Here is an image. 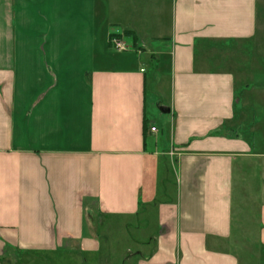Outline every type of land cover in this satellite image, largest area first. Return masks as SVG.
Instances as JSON below:
<instances>
[{"label": "crops", "instance_id": "obj_1", "mask_svg": "<svg viewBox=\"0 0 264 264\" xmlns=\"http://www.w3.org/2000/svg\"><path fill=\"white\" fill-rule=\"evenodd\" d=\"M115 220L124 264H264V0H0V264L95 263Z\"/></svg>", "mask_w": 264, "mask_h": 264}, {"label": "rangeland", "instance_id": "obj_2", "mask_svg": "<svg viewBox=\"0 0 264 264\" xmlns=\"http://www.w3.org/2000/svg\"><path fill=\"white\" fill-rule=\"evenodd\" d=\"M113 37H117V36L114 35ZM239 85H241V82ZM240 88L241 87L239 86V90ZM166 97H167V93L165 91L161 95L156 94L154 91L153 83H150V86L148 88V107H147L148 118L156 122L162 129H165L166 131H168V127H169L168 115L166 113H163V110H161L158 107L159 103L164 104L165 102H167ZM240 131L241 129L239 128V132ZM243 132H245V130H243ZM245 135L247 136L246 132H245ZM166 157L170 158L171 156H166ZM168 164L169 162L167 158H165L163 160V169H161V172L166 171V173L169 174ZM259 173L260 175L263 174L262 171H259ZM151 175H152V178L150 180V183L154 181V175L153 174ZM160 184H159V188L161 192H162V186H164L165 190L171 189V186L167 187V185L169 184L165 182L161 185ZM151 190H152V193L150 192L151 195H154L155 188L151 187ZM235 204H238L237 195L235 196V200H234V208H236ZM137 222L138 221L136 220L134 224ZM111 223L112 224H105L107 226L101 229V237H102V253L100 255L101 258L99 259V261L95 263H93V260H92V264H96V263L97 264H122V263L124 264L126 263L127 259H130L135 254L136 242H134V240L131 239V237H127L125 233V224L127 223V220H123V221L115 220L114 222H111ZM111 225H114V226L112 227ZM130 227H131L130 233H132V231H134L137 228L136 226H133V225H131ZM129 249H132V250H129ZM57 258L58 259H68L69 257L66 254H62ZM72 264H78V262H72Z\"/></svg>", "mask_w": 264, "mask_h": 264}, {"label": "built area", "instance_id": "obj_3", "mask_svg": "<svg viewBox=\"0 0 264 264\" xmlns=\"http://www.w3.org/2000/svg\"><path fill=\"white\" fill-rule=\"evenodd\" d=\"M111 44H112L113 48L115 50H117V51H120L121 52V51H126L127 50V46L124 43V41L121 40L118 37H113L111 39ZM157 131H158V129L156 127H154V126L151 127V132L154 133V132H157Z\"/></svg>", "mask_w": 264, "mask_h": 264}]
</instances>
